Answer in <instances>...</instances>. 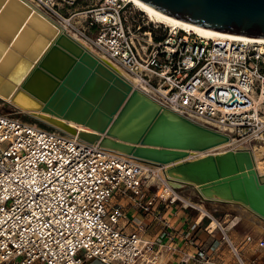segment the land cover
Returning <instances> with one entry per match:
<instances>
[{
	"label": "built area",
	"instance_id": "1",
	"mask_svg": "<svg viewBox=\"0 0 264 264\" xmlns=\"http://www.w3.org/2000/svg\"><path fill=\"white\" fill-rule=\"evenodd\" d=\"M29 1L157 105L226 134L218 153L261 149L264 161V41L168 27L129 0L81 9L80 0ZM164 183L140 162L0 99V264H162L165 256H177V264H219L221 243L246 264L228 236L234 225L215 220L204 208L209 201H185L171 187L164 195ZM186 211L201 212L202 220L196 215L186 231L174 228L172 220L188 219ZM216 231L219 241L211 245L199 237L214 239ZM241 244L247 252L264 249V236L245 235Z\"/></svg>",
	"mask_w": 264,
	"mask_h": 264
},
{
	"label": "water",
	"instance_id": "2",
	"mask_svg": "<svg viewBox=\"0 0 264 264\" xmlns=\"http://www.w3.org/2000/svg\"><path fill=\"white\" fill-rule=\"evenodd\" d=\"M136 1L195 27L264 39V0ZM55 30L22 0H0V90L15 87L11 100L37 110L29 117L159 168L169 181L193 186L201 199L237 204L264 222V174L248 148L189 158L229 137L157 105Z\"/></svg>",
	"mask_w": 264,
	"mask_h": 264
},
{
	"label": "rangeland",
	"instance_id": "3",
	"mask_svg": "<svg viewBox=\"0 0 264 264\" xmlns=\"http://www.w3.org/2000/svg\"><path fill=\"white\" fill-rule=\"evenodd\" d=\"M97 3V0H80L77 4V8L81 9L85 6L94 5ZM168 26L167 24H165ZM169 27V26H168ZM214 152V151H213ZM212 152V153H213ZM157 174V173H156ZM162 178V173L160 172L159 175ZM164 190V188H163ZM176 193L183 198L185 201L192 200L196 202L195 195L197 193L193 190V186H182L175 190ZM164 195H167L163 191ZM204 208L207 211L213 212V217L218 222L229 225V227H232L228 232V236L231 239V241L238 246L241 250V254L243 256V260L246 264H248L251 260L257 261L259 264H264V249L261 250H255L253 248H249L250 250L247 252V247L243 246L241 244V241L245 235H251L253 238L257 239L259 237L264 236V222L255 217L252 213L247 211L245 208L237 205V204H225V203H217L216 205L213 203L204 204ZM195 211H189L188 213V220L187 223L189 225H192L193 218L196 217ZM136 219V218H135ZM208 221H203L201 224V227L206 224ZM214 239L208 237L205 235L204 232H201L199 234V237L201 240H204V242L207 245H211V241H219L220 234L216 231ZM220 245V244H219ZM220 253L218 254L217 258L215 255V261H217L219 264H237L235 262L234 257L229 252L228 248L224 243H221ZM86 264H98L97 262H91Z\"/></svg>",
	"mask_w": 264,
	"mask_h": 264
},
{
	"label": "bare ground",
	"instance_id": "4",
	"mask_svg": "<svg viewBox=\"0 0 264 264\" xmlns=\"http://www.w3.org/2000/svg\"><path fill=\"white\" fill-rule=\"evenodd\" d=\"M23 2H25L32 10L37 11L39 14H41L37 8L31 4V2L29 0H22ZM137 9L143 11V13H145V15L147 17H149L152 21L156 22V23H161V24H167L169 27H174V28H178L184 31H192L194 33H197L199 35H202L204 37L207 38H217V37H231V38H235L237 40H245V41H251V42H259V41H264V39H254V38H247V37H239V36H231V35H227V34H223V33H217V32H213L210 30H206L203 28H199V27H195L180 21H177L175 19H172L170 17H167L165 15H162L146 6H144L143 4L137 2L136 0H129ZM42 16H44L51 24H53L56 27V30L54 31V33L59 34L62 31L65 32V29L58 25L57 23L53 22L51 19L47 18L45 15L41 14ZM24 23V22H23ZM72 38H74L76 41H78L85 49H87L91 54H93L94 56H96L99 60H101L105 65H107L110 69L113 70V72H115L117 75L122 76L125 80L128 81V83L131 85L132 88H136L135 82L129 78L119 67L109 63L108 61H106L101 55H99L96 51H94L88 44H86L85 42H83L82 40L77 39L75 36H71ZM7 85V84H6ZM15 87H12L11 90H9V92L5 91V90H0V99L6 103H8L9 105H11L12 107H14L15 109H17L19 112H22L26 115L32 116L33 113H35L36 111L27 109V107L17 103L15 100H11L12 99V94L14 91ZM141 91V90H140ZM142 92V91H141ZM70 127L75 128L77 131H82V128L80 127H75L72 124H69ZM224 146H218L216 148L210 149L208 151L205 152H192L189 155V158L193 159V158H199V157H203L206 154L209 153H218L221 152L223 150ZM252 152V156H253V160H254V165H255V169L257 170L258 174L263 175L264 174V161L262 160V153H261V149L257 150V149H253L251 150ZM150 168V167H149ZM151 169L153 170L154 173H157V175H160L161 170L159 168L156 167H151ZM160 170V171H159ZM162 173V172H161ZM162 178L163 180H165L164 183V189L170 194L172 193L171 188H175L178 189L180 187H182L180 184L169 181L164 174L162 173ZM171 187V188H170ZM167 194V195H168ZM198 208V207H197ZM199 209V208H198ZM201 213V212H200ZM215 226L216 223L214 222ZM231 228V227H230ZM229 228V229H230Z\"/></svg>",
	"mask_w": 264,
	"mask_h": 264
},
{
	"label": "crops",
	"instance_id": "5",
	"mask_svg": "<svg viewBox=\"0 0 264 264\" xmlns=\"http://www.w3.org/2000/svg\"><path fill=\"white\" fill-rule=\"evenodd\" d=\"M160 171V170H159ZM193 190L197 193V191L195 190V188L193 187ZM166 194H168L169 193V191L167 192L165 189L163 190ZM195 198H196V200L198 201V198H200L199 197V195L197 194V195H195ZM116 202H118V201H116ZM208 203H213V204H217V203H215V202H211V201H209ZM123 206H125V205H123ZM199 209H201V206H197ZM124 210L125 211H127V212H129L130 214H129V217H131V218H136L135 219V221H137L138 220V216H135L134 214H133V212L132 211H130V209H129V207H124ZM185 214H187V216H188V213H189V211L187 212H184ZM187 218H185L184 216L182 217L181 216V219L180 220H178V218L177 219H173L172 220V224L175 226L174 228H179L180 226L182 227L181 228V230H184V231H186V229H187V226L189 225L188 223H187ZM200 220H202V213H199L198 215H197V222H200ZM215 226V224H214V222H212L211 223V225H210V227H214ZM230 227H228V229H229ZM201 234V233H200ZM177 259H178V257L177 256H173V257H169V256H165L163 259H162V264H177L176 262H177Z\"/></svg>",
	"mask_w": 264,
	"mask_h": 264
},
{
	"label": "trees",
	"instance_id": "6",
	"mask_svg": "<svg viewBox=\"0 0 264 264\" xmlns=\"http://www.w3.org/2000/svg\"><path fill=\"white\" fill-rule=\"evenodd\" d=\"M28 118V117H27Z\"/></svg>",
	"mask_w": 264,
	"mask_h": 264
}]
</instances>
